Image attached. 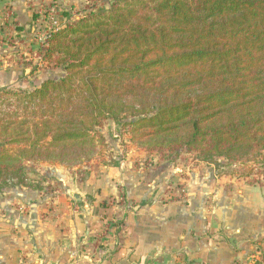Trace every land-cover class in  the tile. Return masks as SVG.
Here are the masks:
<instances>
[{"label": "trees", "instance_id": "obj_1", "mask_svg": "<svg viewBox=\"0 0 264 264\" xmlns=\"http://www.w3.org/2000/svg\"><path fill=\"white\" fill-rule=\"evenodd\" d=\"M37 55L64 74L0 88V189L42 164L87 166L108 120L161 155L264 153V0H108Z\"/></svg>", "mask_w": 264, "mask_h": 264}, {"label": "crops", "instance_id": "obj_2", "mask_svg": "<svg viewBox=\"0 0 264 264\" xmlns=\"http://www.w3.org/2000/svg\"><path fill=\"white\" fill-rule=\"evenodd\" d=\"M30 2L0 0L1 35L12 21L30 29ZM212 166L189 170L184 201L168 199L172 170L142 178L115 160L96 161L80 183L61 180L53 196L2 188L0 264H264V184Z\"/></svg>", "mask_w": 264, "mask_h": 264}, {"label": "rangeland", "instance_id": "obj_3", "mask_svg": "<svg viewBox=\"0 0 264 264\" xmlns=\"http://www.w3.org/2000/svg\"><path fill=\"white\" fill-rule=\"evenodd\" d=\"M40 2L41 0H34ZM108 0H84L81 5L71 7L70 5H58L55 0H45L47 4L58 5L60 8V17L63 19V26L77 20L83 14L85 9H89L92 4H106ZM37 14H33L30 29L17 30L18 24L15 21L9 24H3L5 31L0 34V88H32L40 84L46 78H58L64 73L61 68H52L49 64L40 63L41 58L37 55L40 46V38L44 36L48 30V24L42 22L38 24L36 21ZM24 27V25H22ZM38 65V69L34 66ZM101 133L105 137L104 143L98 144V151L92 161L85 167L68 168L66 166H56L42 164V169L38 173H30L29 184L33 187L38 185L45 192V195H54V191L61 189V183L69 181L73 178L78 182L84 178L89 172V168L93 169L96 161L113 160L119 161L121 165H125L126 169H131L133 172H138V176L145 178L146 176L160 170H172V175L167 176V186H169L167 196L171 200L177 199L184 201L187 199L186 184L187 180L192 177L191 171L193 168L199 170L207 169L208 163L197 158L196 153L187 152L185 149L173 154L161 155L156 151H149L140 148L132 142L128 131L121 124L113 120H108L101 129ZM217 163H214L212 168L214 172L220 173L223 176L230 173V177L226 180H231L237 177L241 181L264 184V153L257 155H244L238 160L229 161L224 158H216ZM53 171V172H52ZM227 171V173H223ZM241 171L252 172L249 178L239 177ZM228 175V176H229ZM232 175V176H231ZM35 189V188H34ZM174 190L177 192L174 195ZM56 194V193H55ZM118 198H110L105 201L107 207L113 203L117 204ZM123 200H119L122 203ZM112 222V221H111ZM115 222V220H113Z\"/></svg>", "mask_w": 264, "mask_h": 264}, {"label": "built area", "instance_id": "obj_4", "mask_svg": "<svg viewBox=\"0 0 264 264\" xmlns=\"http://www.w3.org/2000/svg\"><path fill=\"white\" fill-rule=\"evenodd\" d=\"M30 7L35 9L37 14L36 21L38 24L45 22L48 24V30L43 37L40 38V46L48 45V39L63 27V19L60 17V8L58 5L47 4L45 0L40 2H30Z\"/></svg>", "mask_w": 264, "mask_h": 264}]
</instances>
